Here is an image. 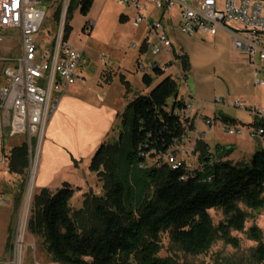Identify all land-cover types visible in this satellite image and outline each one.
Returning a JSON list of instances; mask_svg holds the SVG:
<instances>
[{
    "label": "trees",
    "instance_id": "obj_1",
    "mask_svg": "<svg viewBox=\"0 0 264 264\" xmlns=\"http://www.w3.org/2000/svg\"><path fill=\"white\" fill-rule=\"evenodd\" d=\"M92 0H69L63 38L70 31L72 9L86 15ZM61 7L52 18L58 23ZM142 51L145 46L141 45ZM154 62L151 72H142L148 93L129 101L118 115L123 126L116 143L104 142L91 157L89 170L103 183V196L84 195L82 207L71 211L75 188L64 182L55 191L40 189L34 196L27 230L40 237L51 261L58 264H172L160 257V234L168 232L172 243L187 254L206 252L216 239L234 247L230 231H242L249 210L264 207V149H257L248 161L227 158L232 147H216L214 154L201 139L190 152L198 165L176 160L173 168L165 158L174 146L193 130L185 117L187 103L178 93L179 77L166 73ZM184 69L188 65L184 62ZM121 79H123L121 77ZM126 87L128 84L124 82ZM224 122L235 123L232 118ZM254 126L264 121L255 119ZM7 171L24 176L28 166L27 146H13ZM75 163V162H74ZM24 182L20 186H23ZM210 210H220L223 219L213 224ZM257 241L252 262L264 263V243L256 226L248 229Z\"/></svg>",
    "mask_w": 264,
    "mask_h": 264
},
{
    "label": "rangeland",
    "instance_id": "obj_2",
    "mask_svg": "<svg viewBox=\"0 0 264 264\" xmlns=\"http://www.w3.org/2000/svg\"><path fill=\"white\" fill-rule=\"evenodd\" d=\"M187 1L190 2V0ZM42 4L45 6L46 15L34 37L40 40L39 47L42 51H49L59 25V22L56 23L53 20L52 15L57 6H60L62 11L63 0H42ZM217 5L219 8L223 7V0H217ZM144 13L147 14V10H144ZM124 14L132 16L133 10L118 0H92L86 15L80 12L79 7H75L71 12L69 20L70 31L66 41L69 45L82 51L78 72L85 77L87 84L100 82L105 85L106 82L100 76V72L104 69H113L114 71L119 69V72L125 74L130 79L132 87L127 96V102H129L136 96L146 93L144 92L146 87L140 81V78L143 71L151 72L155 56L147 51L142 60V63L145 64V69L135 71L134 58L138 52V46L145 36L146 29L144 23L139 28L133 27L130 20L122 19ZM87 19L94 23L89 32L83 29ZM0 37H2L0 40V55L8 58L16 57L19 50V33L17 30L0 27ZM152 40V38L149 39V42L151 43ZM172 40L173 48L179 53L178 35L176 34ZM135 44L137 45L136 48L133 46ZM184 47L183 52L187 55L194 56L198 54L197 47L189 42L186 41ZM4 65V62L0 61V84L3 82L2 70ZM106 74L110 75L111 73L106 72ZM160 78L154 77L153 85ZM201 78H205L207 84L212 86V89H217L220 92L219 95L225 98L228 104H232L233 107L224 109V112L230 117H236L241 122L240 128L243 132L241 137H234L228 134L225 129L227 128L226 125H230V123H223L221 120L213 119V112L217 109L212 104L205 103L203 114L210 117L212 125L208 129L202 121L198 123L199 131L205 132L203 140L209 144L212 153L218 146L232 147V150L227 155L229 159L248 161L257 149H264V142L257 144L256 139L251 135L254 117L233 104L238 101L247 106L262 105L264 104V89L254 82V77H252L251 83L248 80L244 82L241 80L216 81L212 77L211 69L203 72ZM194 80V75H187L186 85L192 92ZM120 88L121 85H119L117 79H114L109 87L115 95L119 93ZM184 90L185 86L179 81L178 93H183ZM243 91H246L247 94L245 95L247 96H240ZM1 127H3V124H1L0 119V153L2 154L3 149L4 153L8 154L13 146L25 144L27 146L28 166L24 176L6 173L7 170L5 168L0 169V264H58L51 261L45 250V244L41 241L42 239L27 230L32 212L33 198L39 191L33 186L32 161L35 149L34 144L31 143L28 146L25 137L22 135L6 138L1 134ZM123 130L124 128L120 120H118L112 131L113 133L106 142L116 143L119 133L123 132ZM235 141L236 144L234 143ZM195 142L193 139L190 142L191 146H195ZM187 148L189 149V147ZM172 156L174 159L185 161L188 166H197L199 163L197 154L191 153L190 150L180 155L172 153ZM90 160L86 166L82 165L74 173L68 172L62 177L59 175L56 181L46 188L49 191H55L64 183L65 178L63 177L65 175L73 176L74 178L72 177L71 179L75 180L72 182L74 185H70L75 188V191L70 199L71 211L82 207L85 194L91 193L96 196H103L104 194L103 181L96 176L95 172L89 170ZM22 182L24 184L20 186ZM242 208L248 212L244 229L242 231H230L231 235L237 239L238 246L234 247L221 239H216L206 252L196 255L187 254L171 242L169 233L166 231L160 234L161 248L158 255L162 258H168L172 264L251 263L252 251L257 245V241L249 237L248 229L256 226L260 230L261 241L264 243V207L259 211L249 210L244 206ZM209 213L214 225H217L223 219V214L220 210H210ZM22 231L23 243L19 250L17 240Z\"/></svg>",
    "mask_w": 264,
    "mask_h": 264
},
{
    "label": "built area",
    "instance_id": "obj_3",
    "mask_svg": "<svg viewBox=\"0 0 264 264\" xmlns=\"http://www.w3.org/2000/svg\"><path fill=\"white\" fill-rule=\"evenodd\" d=\"M68 1L63 0L51 49L42 51L39 47L40 40L34 37L46 15L42 0H0V27L17 30L19 33L18 55L14 58L0 55V61L5 64L2 70L3 82L0 84V115L3 124L1 134L6 138L22 135L28 146L34 144L33 175L45 129L61 94L68 85L82 82L83 79L78 72L82 51L69 45L63 38ZM118 1L134 11L130 20L133 27L146 24L148 32L144 43L153 56L171 45L162 17L176 8L181 33L193 35L202 32L214 35L218 29H226L232 35L234 48L259 63L260 68H255L254 75L257 77L260 69L264 68V0H223L221 8L218 7L217 0ZM148 7L161 13V17L145 14L144 10ZM231 22L233 23L230 24ZM93 25L87 19L83 29L89 32ZM151 38L153 40L150 43ZM256 82L264 86V78L257 79ZM233 105L264 121V105L247 106L238 101ZM189 107L187 103L185 117ZM205 123L210 126L211 120L205 119ZM225 131L233 136L243 135L238 127H227ZM251 135L261 143L264 142V127L254 126ZM192 148L189 147V150ZM165 158L173 168L177 166L173 156L166 155ZM2 163L5 164L4 157H0V169Z\"/></svg>",
    "mask_w": 264,
    "mask_h": 264
},
{
    "label": "crops",
    "instance_id": "obj_4",
    "mask_svg": "<svg viewBox=\"0 0 264 264\" xmlns=\"http://www.w3.org/2000/svg\"><path fill=\"white\" fill-rule=\"evenodd\" d=\"M193 1L195 0H190V2ZM133 15L134 11L132 16L124 14L122 19L131 20ZM147 15L161 17V13L155 12L150 7L147 8ZM162 21L168 30L171 45L166 49H161L159 54L155 56L154 62L162 66L170 63L165 70L166 73L178 76L185 86L184 92L179 95L190 105L186 117L193 121L194 124L193 130L188 131L182 140L175 144V153L180 155L181 153L189 152L187 147H191L190 142L193 139L195 141L201 139L207 144L208 151L213 155L214 153H212L209 144L203 140L205 132L199 131L197 127L200 121L208 129L212 125L208 126L205 123V119H210V117L203 114L205 103L212 104L217 109L213 112V119L221 120L223 123H230L224 122L223 118L235 120V123H230V125H226L227 127L240 128L241 122L236 117L226 115L224 109H231L233 107L232 104H228L225 98L219 95L220 92L217 89H212V86L207 84L205 78H201V74L211 69L212 77L219 82H227L229 80H241L244 82L248 80L251 83L252 77H254V82L258 84L256 80L264 78V68L260 69L261 71L257 77L254 75L255 68H260L259 63L254 58H249L245 53L234 48L232 35L226 29H218L214 35L202 32H196L193 35L181 33L178 29L176 8L165 14L162 17ZM144 25L146 29V31L144 30L145 36L141 44H139L138 52L134 58L135 71L145 69V64L142 63V60L145 53L149 51L144 43L148 32L146 24ZM176 34L178 35L179 53L173 48L172 39ZM186 41L197 47L198 54L189 56L183 52ZM141 45L145 46L143 51ZM149 53L151 52L149 51ZM184 62L188 65L187 70L184 69ZM118 70L104 69L100 72V76L106 82L105 85L100 82L87 84L85 77L80 74L83 78L82 82L68 85L64 89L56 110L47 124L37 154L33 175V186L36 190L51 186L59 175L62 177L68 172L74 173L82 165L86 166L97 147L106 142L113 133L115 125L120 120L118 115L125 109L128 103L127 96L132 89L130 79ZM106 72L111 74H106ZM188 74L194 75L193 92L186 85ZM114 79H117L119 85H121L117 95L113 94L109 89ZM124 82L128 84V87H126ZM152 86L153 84L146 88L144 92L148 93ZM258 86L264 89V86L259 84ZM245 94H247L246 91H243L240 96H247ZM253 117L254 120L257 119L255 116ZM0 119L2 124L1 115ZM234 143L236 144V141ZM256 143L261 142L256 139ZM0 157H4L3 153H0ZM6 164L7 159H5V164L2 163V168H5V170H7ZM6 173L9 172L6 171ZM72 177L68 174L65 175L63 177L65 178L64 182L74 185L72 182L75 180H72Z\"/></svg>",
    "mask_w": 264,
    "mask_h": 264
},
{
    "label": "bare ground",
    "instance_id": "obj_5",
    "mask_svg": "<svg viewBox=\"0 0 264 264\" xmlns=\"http://www.w3.org/2000/svg\"><path fill=\"white\" fill-rule=\"evenodd\" d=\"M177 160V159H176ZM22 243H23V231L21 232L20 234V237L19 239L17 240V244L19 246V250H20V247L22 246Z\"/></svg>",
    "mask_w": 264,
    "mask_h": 264
},
{
    "label": "water",
    "instance_id": "obj_6",
    "mask_svg": "<svg viewBox=\"0 0 264 264\" xmlns=\"http://www.w3.org/2000/svg\"><path fill=\"white\" fill-rule=\"evenodd\" d=\"M182 59H183V57H182Z\"/></svg>",
    "mask_w": 264,
    "mask_h": 264
}]
</instances>
